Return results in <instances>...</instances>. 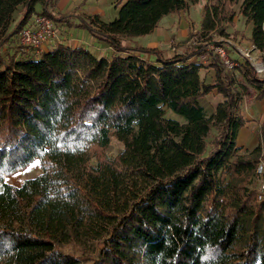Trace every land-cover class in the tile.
<instances>
[{
  "label": "trees",
  "instance_id": "trees-1",
  "mask_svg": "<svg viewBox=\"0 0 264 264\" xmlns=\"http://www.w3.org/2000/svg\"><path fill=\"white\" fill-rule=\"evenodd\" d=\"M51 1L0 0V44L35 14L54 17ZM199 1L118 0L114 20L96 14L86 24L107 54L59 40L5 58L0 264H264V198L250 185L263 149L242 154L237 143L245 86L263 98L264 77L240 57L232 69L218 55L203 63V43L165 56L123 41ZM239 3L264 55V0H207L200 36L229 35ZM214 89L223 100L209 110L199 99ZM113 137L122 143L115 155ZM34 162L38 175L6 180Z\"/></svg>",
  "mask_w": 264,
  "mask_h": 264
},
{
  "label": "rangeland",
  "instance_id": "rangeland-1",
  "mask_svg": "<svg viewBox=\"0 0 264 264\" xmlns=\"http://www.w3.org/2000/svg\"><path fill=\"white\" fill-rule=\"evenodd\" d=\"M117 1L118 0L51 1L49 11L54 15L53 19L58 27L60 40H65L66 37L73 32L76 36H80V38L88 44V47L96 52L95 48L98 44H101V41L95 40V36L91 33L86 24L89 23L91 18L96 14L103 21L109 22L114 20L119 15L121 7V5L117 4ZM206 2L207 0H200L195 4H191L189 8L185 10L166 14L161 18L158 27L153 32L146 35L123 38V41L126 44H135L143 47H157L165 56L182 53L192 44L203 43L206 44L208 49L213 47L215 48L217 46H224L226 48L228 58L231 61H233L232 57H240L248 60L256 71L257 64L264 68V55L259 51L254 50L252 46L251 35L253 24L248 23L246 18L240 13V3L235 5L236 16L234 23L227 26L229 35L223 36L218 33H213L211 39L209 40L200 36L202 12ZM56 7L62 11L55 12ZM42 9L43 5L38 3L36 5V10L39 12L42 11ZM23 12L24 9L22 6L17 9L14 13V20L11 24V28H13L14 25L21 19ZM80 23L81 25H79ZM92 42H95L96 46L92 45ZM103 43L105 42L103 41ZM17 49H20L22 52L36 53L35 50L22 45L19 37L16 36L15 41L10 46L2 43L0 44V66L3 64V61L6 60L5 58L8 60V56H10V54ZM212 58H205L202 62L209 65ZM221 62L225 65L222 60ZM225 66L228 69H232L234 67ZM257 73L259 76L264 77V71H257ZM238 78L245 83L243 78L240 76ZM214 79L215 70L212 67H208L204 74V80L210 83ZM245 87L246 89L244 90V102L241 106V114L246 121L244 127L239 130L237 143L243 147L241 150L242 154L247 153V151L252 150L258 145H261L263 149V156L260 159H264V97L257 98V93L255 97H252L251 90L254 88L248 85ZM222 100L223 95L219 94L215 89L208 95L199 99L200 103L209 110H213ZM167 115L178 120H182L178 114L170 110L167 111ZM216 134L217 129L213 127L207 138L210 146L211 141ZM121 148L122 143L113 137L107 151L110 154L115 155L121 150ZM40 172L41 169L38 162H34L25 169L8 176L6 180L19 185L25 178L36 176ZM250 185L257 189L258 199L264 198V190L261 189L260 182L257 181L256 177L251 179Z\"/></svg>",
  "mask_w": 264,
  "mask_h": 264
},
{
  "label": "built area",
  "instance_id": "built-area-1",
  "mask_svg": "<svg viewBox=\"0 0 264 264\" xmlns=\"http://www.w3.org/2000/svg\"><path fill=\"white\" fill-rule=\"evenodd\" d=\"M18 37L22 45L36 51H43L60 40V33L53 17L47 14H36L21 28ZM213 54L218 55L225 65L230 67L234 66V62L228 58L224 46L207 49L200 56L201 59H199L200 61H203V59L208 57L211 59ZM256 67L257 71H264V68L261 65L257 64ZM255 172V177L257 181L260 182L261 189L264 190V159H260Z\"/></svg>",
  "mask_w": 264,
  "mask_h": 264
},
{
  "label": "crops",
  "instance_id": "crops-1",
  "mask_svg": "<svg viewBox=\"0 0 264 264\" xmlns=\"http://www.w3.org/2000/svg\"><path fill=\"white\" fill-rule=\"evenodd\" d=\"M61 11H62L61 9H58L57 7L55 8V12H61ZM79 25H81V23ZM95 40H98V39L95 37ZM65 42H67L68 44H71V45H87L88 46V44H86V42L84 40H82L80 38V36H76L75 34H73V32H71V34H69V36L66 37ZM100 43L101 44H98V46L96 48L94 47L96 49L97 55L109 53V50H110L109 45L105 44L106 42L103 43V41H101ZM92 45L96 46V43L92 42ZM145 47H150V46H145ZM256 93H257V91L255 89L251 90V96L252 97H255Z\"/></svg>",
  "mask_w": 264,
  "mask_h": 264
}]
</instances>
